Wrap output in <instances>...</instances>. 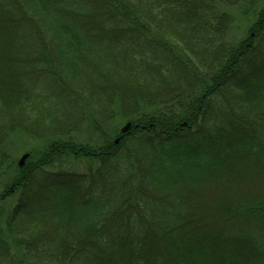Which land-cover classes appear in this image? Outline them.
Instances as JSON below:
<instances>
[{
    "label": "trees",
    "instance_id": "trees-1",
    "mask_svg": "<svg viewBox=\"0 0 264 264\" xmlns=\"http://www.w3.org/2000/svg\"><path fill=\"white\" fill-rule=\"evenodd\" d=\"M259 2L0 0V264H264ZM234 5L255 13L235 43ZM84 125L103 141H74ZM18 133L46 143L23 166Z\"/></svg>",
    "mask_w": 264,
    "mask_h": 264
},
{
    "label": "rangeland",
    "instance_id": "rangeland-1",
    "mask_svg": "<svg viewBox=\"0 0 264 264\" xmlns=\"http://www.w3.org/2000/svg\"><path fill=\"white\" fill-rule=\"evenodd\" d=\"M264 5V0H260L259 4L257 7H260ZM224 10H226L227 13L231 14L234 19H235V23L231 24V27L228 29V39L233 41V43L237 42L238 40H242L243 38L247 37V34L249 32L250 26L253 23V19L255 17V13L253 12V9H250L248 12H246V9L242 6V5H234V6H226L224 7ZM25 54V53H23ZM12 70L3 67L2 69V74H8L11 73ZM0 76L2 77V75L0 74ZM127 124L125 118H119L116 119L115 122L113 124H111L110 126H108L106 129V133H108V136L110 137V139H114V141H116L117 138L119 137V133H121V129ZM14 136L13 138L11 137V139H9V145L11 146L10 148L13 150V154L15 156L16 161L19 162V160L21 159L22 155L25 153H28V150H31V152L33 151L34 153H38V151H42L44 150L46 143L39 141V140H32L29 141V138H27L25 135H23V133H18ZM74 141L79 142V143H88V144H93V146H95L96 144H99L100 142L103 141V136L101 134H99L98 132L94 131V129L92 128L91 125H84L83 128H81L76 134H74L73 136ZM102 140V141H101ZM79 159V158H78ZM86 158H82L79 160H74V159H61L60 162H56L52 167H54L55 169H59V168H63V169H69V170H75V171H85V169L88 167V160L86 161ZM94 162V163H92ZM92 165L96 166L97 164L95 163V161H92ZM247 169V168H246ZM225 170V169H224ZM244 173H246L245 169L243 168ZM234 171L230 170V169H226L225 171V175L228 176H232ZM247 176L245 178L249 179V182H246V179L242 178V187H240L241 190H254L256 188H253V184L255 183V178L256 173L253 172V170H248L247 169ZM223 176H216L215 178H213L210 182V186L207 189V191L209 192V194H211V199L206 202L204 205L201 203L199 204L200 206V210H199V215L202 213L205 214H209L207 217V220H205L204 222V226L206 225V227L208 225H214L213 223H216L218 221V219L216 218V216L213 215L214 210H216V208H218L221 204L220 203H216L218 202L217 199H214V197H218L219 195L217 193L220 192V190H218L219 188L217 187L216 183L218 181L219 178H221ZM0 178L2 180H0V191H1V186L3 187V183H5V181L8 179V176L3 174L0 176ZM259 181V180H258ZM253 183V184H252ZM239 189V188H238ZM257 190V189H256ZM216 194V195H213ZM214 196V197H213ZM206 196H201V199L203 200V198H205ZM215 202V203H214ZM213 215V216H212ZM203 217V214L201 215ZM210 216V217H209ZM209 222V223H208ZM212 223V224H211ZM209 227V226H208ZM210 229H214V226H212ZM13 247L14 244L12 243Z\"/></svg>",
    "mask_w": 264,
    "mask_h": 264
},
{
    "label": "water",
    "instance_id": "water-1",
    "mask_svg": "<svg viewBox=\"0 0 264 264\" xmlns=\"http://www.w3.org/2000/svg\"><path fill=\"white\" fill-rule=\"evenodd\" d=\"M131 127H132V124H131V123H127V124L121 129V132H122V133H126V132H128V131L131 129ZM120 139H121V137H120V138H117L115 142H116V143H119ZM28 157H29V154H28V153L23 154L22 157H21V159L19 160V165H20V166H23L24 163H25V161L27 160Z\"/></svg>",
    "mask_w": 264,
    "mask_h": 264
}]
</instances>
